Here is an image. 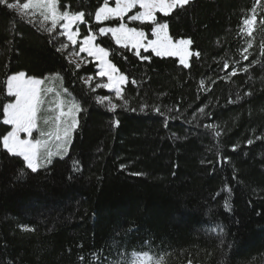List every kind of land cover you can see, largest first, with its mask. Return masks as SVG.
<instances>
[{
  "label": "trees",
  "instance_id": "1",
  "mask_svg": "<svg viewBox=\"0 0 264 264\" xmlns=\"http://www.w3.org/2000/svg\"><path fill=\"white\" fill-rule=\"evenodd\" d=\"M59 4L85 12L80 39L91 30L128 81L123 99L97 87L95 62L77 68L64 37L0 3V136L12 128L2 122L7 78L21 71L61 77L81 106L69 153L49 166L33 172L0 147V264H264V0L157 13L172 38L192 40L199 55L187 67L100 35L104 0ZM132 14L107 24L152 38L154 25ZM253 15L249 36L242 21Z\"/></svg>",
  "mask_w": 264,
  "mask_h": 264
},
{
  "label": "snow or ice",
  "instance_id": "2",
  "mask_svg": "<svg viewBox=\"0 0 264 264\" xmlns=\"http://www.w3.org/2000/svg\"><path fill=\"white\" fill-rule=\"evenodd\" d=\"M0 3L5 4L9 9L18 10L22 16L24 14L35 15L38 10L43 18L41 21L42 25L45 21H51V27L46 28V31L52 32L59 24L62 29L60 34L66 36L72 45L77 44V37L80 35L78 25L84 23V11H61L59 0H27L23 4L19 2L8 3L7 0H0ZM190 3L191 0H115V7H110L109 0H104L103 6L99 7L95 12V20L100 22L114 17H119L122 20L126 13L139 5L142 11H138L135 15L129 16L128 19L132 21L150 22L154 25L151 28V34L155 39L148 40L143 30L129 28L124 23H120L118 27H101L99 28V34L105 35L111 33L116 45L125 48L131 45L137 56L140 55L141 48L145 51L150 48L156 56L179 57L180 64L187 67L189 57L193 55L189 50L192 40L190 38H182L173 41L169 35L168 23L158 22L156 13L159 12L164 16H168L175 9L184 8ZM64 8L67 9L68 6L65 5ZM61 21L63 23H60ZM242 23L243 27L241 31H246L247 35L251 36L254 30L253 26L256 23V16L253 15L251 18H245ZM261 23H264V21H261ZM73 26H76L75 31H73ZM96 39L97 36L89 30V34L85 35L80 42L79 52H86L88 56L94 57L100 62V71L97 75L107 77V83L97 84V87L114 89L116 97L123 99L122 85L128 81V77L119 73L115 64L108 59L110 54L114 55L115 53H110L108 49L94 44ZM62 47L67 48L68 45L64 44ZM249 47H251V44H249ZM247 51L248 49L245 48L244 52L246 53ZM76 55H79V53ZM196 55H199V53L197 52ZM141 58L148 59V57ZM243 58L248 59L247 55H244ZM75 66L79 68L80 64L76 63ZM224 67L227 68L228 65L225 64ZM241 70L248 71L247 68ZM236 74L235 70L231 73V75ZM91 79L89 77V81ZM131 82L136 83L135 80ZM44 83L45 80L27 76L23 71L9 76L6 82L7 92L9 96L15 97V101L3 105L2 109L3 124L11 125L12 128L11 131L0 136V147L11 155L22 157L26 162L27 168L33 172H36L45 164H51L53 156L67 153L68 145L71 143L72 132L78 127L76 114L81 111L80 104L75 102H72L68 106V110L64 111V102L63 100H59L56 104L59 114L55 117L54 130L47 132L40 131L38 126L40 116L38 114L41 112V107L44 104V95L53 91L52 88L46 89L42 87ZM67 91V89H64L65 93ZM59 95L57 93V97ZM97 101L99 103L108 101L111 111H115L118 107L117 104L112 103L109 97H97ZM44 123L47 124L48 120H45ZM34 130L40 131L41 138L31 139ZM21 133H25L28 138L22 139ZM53 140L57 142L55 152L51 151L48 147ZM248 143L251 144L252 141L249 140ZM156 264H163V260L158 259ZM189 264H191L190 261Z\"/></svg>",
  "mask_w": 264,
  "mask_h": 264
},
{
  "label": "rangeland",
  "instance_id": "3",
  "mask_svg": "<svg viewBox=\"0 0 264 264\" xmlns=\"http://www.w3.org/2000/svg\"><path fill=\"white\" fill-rule=\"evenodd\" d=\"M109 2H114V5H112L111 3H109V6L110 7H115V0H109ZM18 11V10H17ZM133 11V14L132 15H135L138 11H142V9L139 8V5H137L134 9H131L128 13L125 14V16L127 14H129L130 12ZM19 12V11H18ZM159 13V12H157ZM157 13H156V16H157ZM20 14V13H19ZM162 14V13H161ZM21 15V14H20ZM124 16V17H125ZM23 17H26L27 19L31 20L32 22L38 24L39 26H41L42 28L46 29L48 27H51V21H45L43 23V25L41 24V21H42V16L39 14V11L37 10L35 15H32V14H24ZM119 17H114V18H111L109 20H106V21H100V22H96L97 23H100V24H105L103 27H118L119 25H111V24H107V22L113 20V19H117ZM130 22H138V23H141V24H145V23H150V22H141V21H132V20H129ZM60 23H63V21H61ZM82 23H80L78 25V27L81 25ZM126 25V24H125ZM127 27L129 28H134V27H130L129 25H126ZM255 27V25L253 26V28ZM76 30V26H73V31ZM139 30V29H137ZM62 31V29L60 28L59 24L57 25V28L55 30H53L51 33L55 32L57 34V36L59 37H64L66 42H67V45L68 47L67 48H63L64 50L66 49H69L68 51V59L73 62L74 64L76 63H79L80 65L86 61V59H90L91 61L95 62L97 64V68H98V72L100 71V67H99V61L96 60L94 57H90L88 56V54L86 52H79V48H80V42L82 41V39H80V37H77V44L76 45H72L70 41L67 40V37L66 36H63L60 34V32ZM144 31V30H143ZM169 31V29H168ZM145 32V31H144ZM79 33H80V29H79ZM94 34V33H92ZM105 35H110L112 37V34L111 33H107ZM146 37L148 40H151V39H155L154 36H152V38H148L147 34L145 33ZM170 35V33H169ZM171 36V35H170ZM113 38V37H112ZM114 39V38H113ZM173 41H176V40H179V39H174L172 38ZM115 41V40H114ZM146 43V41H145ZM94 44L96 45H99L97 44L96 40L94 41ZM100 46V45H99ZM119 46V45H118ZM102 47V46H101ZM128 48L132 49L131 45L128 46ZM134 50V49H132ZM144 50L143 48L140 49V51ZM189 50L194 54H196L192 48H191V45L189 46ZM135 51V50H134ZM145 51V50H144ZM147 51H151L152 53H154L152 51V49H148ZM77 53H79V55H76ZM155 54V53H154ZM82 55H84L85 57H83ZM192 55V56H193ZM192 56L189 57V60H188V66L190 64V60L192 58ZM165 57H168V56H165ZM171 57H175V56H171ZM179 59V57H176ZM109 59V58H108ZM98 74V73H97ZM28 76V75H27ZM97 78L100 79L102 81V84H105L107 83V77H100L97 75ZM38 79H42V78H38ZM45 80V83L44 85H42V87L44 88H52L53 91L52 92H48L44 95V104L42 105L41 107V112L38 114L40 116V120L38 121V126H39V129L40 131H50V130H54L55 128V117L59 114V110L56 108V104L58 103L59 100H63L64 102V111H67L68 110V106L72 103V102H75V103H78L77 100L72 96V94L70 93V91L66 88V86L64 85V81L61 77H58V76H52L48 79H43ZM85 81H89V78H86ZM91 80L87 83H90ZM126 84V83H125ZM123 84L122 85V88L123 86L125 85ZM7 89V88H6ZM64 89H67V93L64 92ZM106 90L110 91V92H113L115 95V90L114 89H109V88H105ZM57 93H59V97H57ZM8 94V92H7ZM12 99L10 102H14L15 101V97L14 96H10ZM9 102V103H10ZM108 107H109V104H108V101H105L104 102ZM79 104V103H78ZM76 118L77 120H79V113L76 114ZM45 120H48V123L45 124L44 121ZM40 131L38 130H34L33 131V135L31 137V139L35 140V139H39L41 138L40 137ZM75 131V130H74ZM74 131L72 132V136H71V143H72V140H73V135H74ZM21 138L24 139V138H28L27 135L25 133H21ZM56 141L53 140L50 142V144L48 145V147L51 149V151L55 152L56 151ZM71 143L70 145H68V150H67V153L64 154L62 153L61 155H58V156H53L52 158V162L55 160V159H58V158H64L65 156H67V154L69 153V150H70V146H71ZM20 157V156H19ZM22 158V157H20ZM23 159V158H22ZM26 163V162H25ZM50 164H45L43 167L41 168H44V167H47L49 166ZM45 211V209H44ZM156 260L151 258L150 256H145V255H141V256H138V258L135 260V262L133 264H155Z\"/></svg>",
  "mask_w": 264,
  "mask_h": 264
}]
</instances>
